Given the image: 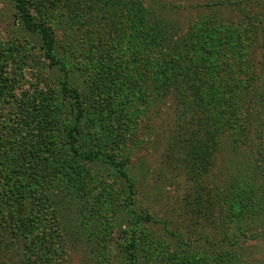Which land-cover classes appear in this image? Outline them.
Segmentation results:
<instances>
[{"label": "rangeland", "instance_id": "rangeland-1", "mask_svg": "<svg viewBox=\"0 0 264 264\" xmlns=\"http://www.w3.org/2000/svg\"><path fill=\"white\" fill-rule=\"evenodd\" d=\"M209 1L27 0L34 19L54 31L56 57L65 64L61 66L50 64L41 35L24 27L14 1L0 0V128L21 122L25 115L30 127L22 124V129L35 138L36 145L48 141L46 138L56 143L54 150L38 146L42 155L54 156L50 175L65 170L75 184L73 213L66 202L58 208L64 215L63 223H58L64 227L59 228L63 231L56 240L58 264H212L221 256L224 264H264V202L252 220H242L247 231L243 245H226L222 228L239 223L240 217L234 214L225 220L214 214L209 218L207 200L201 202L203 213L199 214L190 205L197 194L192 181L179 163L167 158L179 146L172 148L171 140L179 137L181 124L172 90L161 98L153 96L152 79L151 86L147 82L140 89L131 87L139 73L137 65L142 67L152 55L157 63L168 57L166 48L160 46H154L148 56L145 44L144 54L132 52L131 29L136 20L129 19L133 6L138 15L145 13L137 18L141 36L147 34L150 25L146 20L152 15L156 22L151 33L162 34L170 27L177 30L178 37L192 38L197 44L195 58L201 50L207 57L206 67L200 66L201 59L197 61L200 73L210 79L219 73L236 77L243 81V94L257 103L250 75L256 71L263 76L259 67L264 52L262 34L245 29L247 19L240 12L215 11L205 6ZM241 5L255 8L249 0ZM228 25L236 29L229 30ZM252 82L264 85L263 80ZM65 86L76 88L80 97L67 92ZM41 101L48 104L44 111L39 110ZM247 104V99L240 100V113L247 112ZM81 106L84 116L79 119ZM100 124H111L114 143L106 151L127 159L132 185L102 161L66 170L68 157L73 156L70 142L74 140L72 144L81 150L96 148ZM226 138L215 152V168L208 175L210 188L216 183L229 185L231 177L243 175L253 166L250 160L254 156L246 145L234 147L232 138ZM128 203L134 212L129 214L139 217L138 227L131 223L128 208L125 210ZM124 210L127 219L122 220ZM146 216L149 218L143 220ZM69 219L73 222H67ZM134 237L137 241L131 245Z\"/></svg>", "mask_w": 264, "mask_h": 264}, {"label": "trees", "instance_id": "trees-1", "mask_svg": "<svg viewBox=\"0 0 264 264\" xmlns=\"http://www.w3.org/2000/svg\"><path fill=\"white\" fill-rule=\"evenodd\" d=\"M13 1L24 27L41 35L50 64L65 66L64 62L56 57L57 42L51 27L34 19L27 0ZM249 1L253 2L254 9L241 5L245 0H212L205 6L215 11L229 10L233 14L240 12L247 19L248 26L245 24V29L253 35H258L260 31L264 45V0ZM122 6L123 4L119 5ZM130 13L132 15L129 20H136L131 29L133 30L131 41L135 42L132 44V52L144 54L142 44H145L146 56L150 55L154 46L166 48L165 53L168 55L167 59L164 58L160 63H157V58L152 55L145 60L142 67L137 65L139 73L136 74L137 78L133 79L131 87L134 90L140 89L152 79L155 84L152 88L154 94L151 92L153 96L161 98L172 90L181 124L177 129L179 137L171 140L172 148L178 144L179 146L175 153L172 156L167 155V158L179 163L185 169V176L192 181V187L196 189L197 194L190 205L197 207L195 210L199 214L203 213L200 209L201 202L207 200L209 218H213L214 214L215 218L221 215L225 220L229 215L237 214L240 217L239 223L222 228V235L226 245L241 247L247 235L242 220L244 223L249 218L252 220V217L256 216L255 212L261 210L259 205L264 202V85L258 87L252 82L263 80L264 84V52L259 62L263 76L256 71L250 75L252 95L257 101L254 103L251 95L247 98L243 94V81L236 77L214 73L218 78L215 79L214 75L210 79L200 73L201 67L197 61L201 59L200 66L206 67L203 63L207 57L201 50L200 55L195 58L197 44L191 40L192 38L178 37L177 30L170 27L164 29L162 34L151 33L156 22L152 15L150 17L148 15L146 20L150 25L147 34L141 36L142 30L139 29L137 20L143 18L145 13L141 12V15H138L133 6ZM118 14L114 12L113 16L118 17ZM120 14L124 15V11L122 10ZM227 28L236 29L233 25H228ZM253 61L256 67L255 60ZM66 77L68 78V75ZM140 82L142 84L139 85ZM211 82L212 85H209ZM147 85L151 86L150 82ZM65 90L73 93L76 98L80 97L76 88L67 89L65 86ZM241 99L248 100L246 113L245 110L244 113H240ZM40 103L39 110L44 111L48 104L45 101ZM257 105L260 109L254 107ZM21 114L25 112L21 110ZM83 116L84 108L81 106L78 117L80 119ZM24 117L25 115H21L22 121L19 123H8L5 125L6 128H0V264H58L56 240L63 231H59L63 226L58 223H63L64 216L58 208L60 209L62 202H66L68 210L73 213L75 202L72 198L77 197L75 184H71L65 170L59 172L60 174L52 171L50 175V158L54 156L42 155L40 149L49 146L54 150L56 143L53 139L46 138L48 141L36 145L35 138L25 134L22 129V124L30 127L28 124L30 121ZM110 127L111 124L98 126L96 136L99 141L96 140V148L81 150L72 144L74 140L70 142L73 156L68 157L66 170L71 172L85 167L84 163L102 161L115 168L120 178L132 185L127 159H118L111 146L109 147L111 151H106L108 145L114 143ZM226 135L232 138L231 143L234 147L239 146L238 143L246 145L244 148L254 156V159L250 160L253 166L247 173L231 177L229 185L223 184L222 187L221 183H216L210 188L208 175H211L210 170L215 168V152L222 148L221 142L227 139ZM38 146H41L40 149ZM77 158L83 161L79 162ZM249 175L250 179H247ZM259 176L263 181L259 182ZM56 186L61 189L55 191ZM70 189L73 191L70 192ZM130 205L126 204L125 210L128 208L126 212L133 214L134 212L129 210ZM125 210L120 212L122 220L127 219ZM130 214L131 223L138 227L139 217L134 218ZM148 218L149 216H146L143 220ZM67 222L71 223L73 220L69 219ZM136 241L134 237L131 245ZM217 242L224 243L222 239H218ZM219 262L225 263L222 256L220 261L216 257L212 264Z\"/></svg>", "mask_w": 264, "mask_h": 264}]
</instances>
